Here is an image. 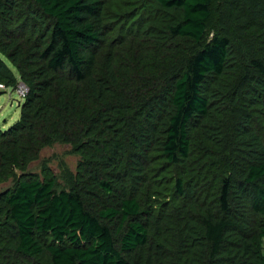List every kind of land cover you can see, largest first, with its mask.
<instances>
[{"label": "trees", "instance_id": "obj_1", "mask_svg": "<svg viewBox=\"0 0 264 264\" xmlns=\"http://www.w3.org/2000/svg\"><path fill=\"white\" fill-rule=\"evenodd\" d=\"M20 80L0 264H264V0H0Z\"/></svg>", "mask_w": 264, "mask_h": 264}, {"label": "rangeland", "instance_id": "obj_2", "mask_svg": "<svg viewBox=\"0 0 264 264\" xmlns=\"http://www.w3.org/2000/svg\"><path fill=\"white\" fill-rule=\"evenodd\" d=\"M21 99L11 88L0 95V128L6 129L19 119ZM79 162V156L72 152L71 147L63 144H55L45 147L40 153V158L28 166V171L41 174L42 166L46 163L55 173L61 174L62 169L74 171ZM18 174H20L18 172ZM13 183L12 180L0 184V193Z\"/></svg>", "mask_w": 264, "mask_h": 264}, {"label": "built area", "instance_id": "obj_3", "mask_svg": "<svg viewBox=\"0 0 264 264\" xmlns=\"http://www.w3.org/2000/svg\"><path fill=\"white\" fill-rule=\"evenodd\" d=\"M0 88L1 89H5V90H10V88H7L4 84L0 83ZM28 86L26 85V83H24L22 80L19 81L17 88L14 90L17 94L18 97L22 100H24L26 94L28 93ZM20 103V101H18V104Z\"/></svg>", "mask_w": 264, "mask_h": 264}, {"label": "clouds", "instance_id": "obj_4", "mask_svg": "<svg viewBox=\"0 0 264 264\" xmlns=\"http://www.w3.org/2000/svg\"><path fill=\"white\" fill-rule=\"evenodd\" d=\"M20 102H21V101H20ZM19 104H20V103H19ZM19 104H18V105H19Z\"/></svg>", "mask_w": 264, "mask_h": 264}]
</instances>
